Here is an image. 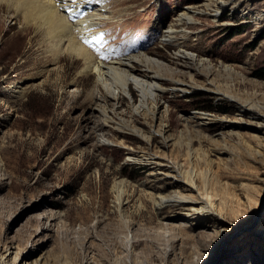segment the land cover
I'll use <instances>...</instances> for the list:
<instances>
[{
  "label": "rangeland",
  "instance_id": "rangeland-1",
  "mask_svg": "<svg viewBox=\"0 0 264 264\" xmlns=\"http://www.w3.org/2000/svg\"><path fill=\"white\" fill-rule=\"evenodd\" d=\"M99 1L114 17L92 30L91 35L105 33L106 42L112 38L99 46V56L104 52L109 60L145 53L158 63L152 73L167 80L186 83L191 74L198 85L264 105V0H239L217 21L201 15L186 26L187 49L211 67L200 75L203 67L197 61L193 68L185 66L178 48L161 37L186 7L203 8L217 0ZM0 3V252L12 246L23 255L42 257L44 264H114L125 260L124 245L130 240L139 259L159 264L164 256L159 233L166 223L185 228L176 231L167 264H264V134L258 133L260 143L251 137L257 129L247 114L239 119L231 99H215L205 89L187 94L168 90L162 98L168 109L167 117L160 118L166 136L186 126L193 137L204 135L202 148L211 151L213 160L222 158L219 175L243 203L236 206L238 217L226 215L228 230L216 235L206 220L180 216L184 210L154 208L148 196L160 188L163 193L181 190L180 175L128 156L147 152L170 166L183 164L181 152L163 146L162 136L155 134L160 119L132 111L136 94L106 100L93 75L79 73L80 62L73 57L51 63L40 35L31 26L24 28L21 15ZM224 65L234 71H222ZM20 87L22 96L16 92ZM197 112L237 117L240 123H202ZM103 113L110 118L106 125ZM121 120L151 133L153 142L115 131ZM232 130L246 142L236 153L221 155L214 139ZM117 181H123L127 196L121 208L112 189Z\"/></svg>",
  "mask_w": 264,
  "mask_h": 264
},
{
  "label": "bare ground",
  "instance_id": "bare-ground-1",
  "mask_svg": "<svg viewBox=\"0 0 264 264\" xmlns=\"http://www.w3.org/2000/svg\"><path fill=\"white\" fill-rule=\"evenodd\" d=\"M2 1L7 5L8 9H13L18 16L21 15L24 28L31 26L40 35L46 55L51 57V63H57L64 55L73 57L74 60L80 62L79 73L85 75L92 74L95 78V86L104 91L103 96L106 100L107 98H120L124 93H128L130 96L136 94L137 102L133 104L132 111L135 114L141 113L145 117L149 116L152 120H159L161 117L162 119L167 117L168 109L162 102L166 91L169 90L173 93L179 91L182 94H187L197 89H205L213 93L215 99L223 97L231 99L234 102L233 104L236 105L235 108L237 115L240 116L238 117L239 119L247 114L253 123L256 124L255 128L257 129V134L251 137L257 143L261 142L258 133L264 134L263 104L260 105L248 99L243 101L236 95H232V92L229 90L224 92L221 90L222 88L198 85L191 74L189 75L190 80L186 83L179 79L167 80L164 75L157 71L156 73H152V68H157L158 63L145 53H128L123 57L115 56L109 60L99 56L96 47L98 48L100 45L96 44V42H93L91 45L84 42L85 40H93V37L97 36V34L91 35L92 30L97 26L105 23V21L114 20V17L111 16L112 12L108 10L107 5L101 3L99 0H77L72 5H69V0H0V2ZM238 2L239 0H217L203 4V8L197 6L186 7L177 16L176 22L163 31L161 40L165 43L173 44L178 48V52L180 53L179 58H184L185 66L192 67V65H199L203 68L201 72L197 73L198 75L208 73L211 68L210 64L204 60H196L193 53L187 49L186 26L194 24L198 20L197 16L201 15L210 16L213 21H217L229 5L232 9ZM111 39V37L107 36L106 40L109 42ZM107 42L102 43L105 45ZM116 53L114 52L113 54L117 55ZM192 61H197L196 65ZM220 67L222 71L227 73L234 71L228 65ZM170 75L179 76L181 74L170 72ZM167 82L170 83V87L165 86ZM24 90V88L20 87L16 91L17 95L22 96ZM196 114V117L202 123L212 122L228 124L229 126L240 123L237 117L226 119L206 112H197ZM103 115L105 118L102 125H106L110 122V118L105 113ZM113 128L115 131L121 133H134L148 143L154 140V136L151 133L146 134V132L144 133L138 129L135 124H129L122 120ZM185 128L187 129L178 132L176 136H166V124L162 125L161 121V125L155 131V134L162 136L161 143L163 146H170L181 152L184 158L183 164H177L176 167L175 165L173 167L170 164L157 161L156 156L147 152L139 156L128 153V156L130 155L132 159L143 160L144 163L146 162L149 165L157 164L167 166V168L170 167L171 173L180 175L182 180L181 190L163 193V191L160 192L162 190L160 188L159 192L148 196L154 208L177 207L179 210H184L180 216L186 218L193 216V218L206 220V224L210 223L214 227L216 235H218L221 230H228L227 225H223L226 215L233 214L234 217H238L241 212L239 210L240 213L236 211V206H240L243 203L240 202L238 194L234 190H231L232 185L223 181L219 175L217 169L223 165L222 158L215 161L211 158V151H206L202 148L201 143L205 139V136L195 133L196 139L191 135L188 127L186 126ZM234 135L239 139L237 142H234L232 139ZM196 140L198 146L195 144ZM214 140H216L214 143L216 146L218 145L221 155L230 154V152L236 153L237 146L246 142L239 132H233V130L228 135L220 133L218 139ZM254 151L257 154H261L259 150ZM170 185L168 186L170 187ZM112 189L115 192L116 206L117 208H121L126 196L123 181L114 182ZM194 190L197 192L193 193ZM228 190H230L229 193ZM250 199H252V196ZM164 224L161 225L162 231L159 233V238L163 245H160V248L163 247L161 250H163L162 254L164 256L162 260L159 258V264L168 263L165 258L168 251L173 252L174 250L171 243L177 236L176 231L180 233L185 232V228L183 230L182 228H175L169 224ZM262 229L264 233V227ZM124 246H126L125 260L120 259L119 263L115 262L114 264H150L149 261H143L134 254V242L127 240ZM44 263L42 257L33 258L31 254L23 255L21 251L12 246L4 250L3 253L0 252V264ZM196 263L198 261L194 262V264Z\"/></svg>",
  "mask_w": 264,
  "mask_h": 264
},
{
  "label": "snow or ice",
  "instance_id": "snow-or-ice-1",
  "mask_svg": "<svg viewBox=\"0 0 264 264\" xmlns=\"http://www.w3.org/2000/svg\"><path fill=\"white\" fill-rule=\"evenodd\" d=\"M76 2H77V0H69V5L75 4ZM105 35H106L105 33H100L99 36L93 37V40L96 42V44H98L101 47H103V43H106ZM93 40H85L84 42L86 44L91 45L93 43ZM96 50H97V52H100V48L99 47ZM101 56L103 57V53H101ZM103 58L107 59V57H103Z\"/></svg>",
  "mask_w": 264,
  "mask_h": 264
}]
</instances>
